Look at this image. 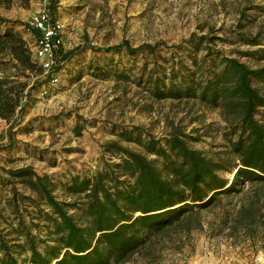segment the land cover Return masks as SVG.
I'll list each match as a JSON object with an SVG mask.
<instances>
[{
    "label": "trees",
    "instance_id": "trees-1",
    "mask_svg": "<svg viewBox=\"0 0 264 264\" xmlns=\"http://www.w3.org/2000/svg\"><path fill=\"white\" fill-rule=\"evenodd\" d=\"M11 2L0 0V6ZM24 33L38 36L28 23L0 15V119H16L15 124L33 90L57 81L65 67L82 58L81 48H58L53 66L44 71ZM154 48L122 41L92 51L104 60L106 53L134 59ZM260 51L264 58V49ZM142 60L144 70L150 61ZM197 65L195 61L192 69L175 62L168 72L162 67V75L151 72L146 80L159 98H197L236 113L229 132L233 137L225 135L230 152L208 156L176 131L163 143L143 140L138 128L123 131L125 139L138 141L146 152L114 143L110 151L118 162L106 163L90 176L72 175L63 183L64 190L76 196L68 202L53 195L47 176L28 166L8 170L49 210L37 205L33 218H26L20 203L28 196L20 202L16 188H9L3 206L0 200V264H126L133 258L154 264L167 252L192 246L196 231L242 239L254 250H264V124L255 117L258 108L264 109V95L253 86L254 81L264 82V67L251 68L234 57H221L216 63L203 57ZM105 66L108 70L95 65L101 77L116 73L114 64L105 61ZM79 71L70 81L80 79L85 71ZM2 139L0 134V151L11 147V142L1 144ZM0 181L7 187L5 178Z\"/></svg>",
    "mask_w": 264,
    "mask_h": 264
},
{
    "label": "rangeland",
    "instance_id": "rangeland-1",
    "mask_svg": "<svg viewBox=\"0 0 264 264\" xmlns=\"http://www.w3.org/2000/svg\"><path fill=\"white\" fill-rule=\"evenodd\" d=\"M44 7L60 25L59 48H81L82 58L65 67L57 81L33 90L17 124L16 119H0L1 144L11 142L0 151V177L7 180V187L0 186L1 206L15 187L20 202L28 196L20 203L26 218H33L37 205L49 210L19 178L10 177L8 170L25 166L48 177L58 200L73 201L76 196L63 183L72 175L90 176L106 163L118 162L110 151L114 143L146 152L138 141L121 135L134 128L143 140L161 143L173 131L180 132L190 147L214 158L230 152L225 135L233 137L229 132L236 113L197 98H159L146 77L151 72L162 75V67L168 72L179 61L194 69L203 57L215 63L234 57L251 68L264 67V0H12L9 7L0 6V15L28 23ZM122 41L132 47L154 45L155 52L134 59L106 53L104 60L92 51ZM143 58L150 61L144 70ZM105 61L117 66L114 76L101 77L96 71L95 65L108 70ZM80 69L85 71L80 79L70 81ZM253 86L264 95V82L254 81ZM255 117L264 124V109L258 108ZM4 214L13 216L8 210ZM191 242L154 264H264V250L256 251L242 239L196 231ZM126 264L145 263L133 258Z\"/></svg>",
    "mask_w": 264,
    "mask_h": 264
},
{
    "label": "built area",
    "instance_id": "built-area-1",
    "mask_svg": "<svg viewBox=\"0 0 264 264\" xmlns=\"http://www.w3.org/2000/svg\"><path fill=\"white\" fill-rule=\"evenodd\" d=\"M28 24L38 31L30 46L32 56L44 71H48L54 64L55 51L62 44L60 25L51 19L49 9L45 7L32 14Z\"/></svg>",
    "mask_w": 264,
    "mask_h": 264
},
{
    "label": "crops",
    "instance_id": "crops-1",
    "mask_svg": "<svg viewBox=\"0 0 264 264\" xmlns=\"http://www.w3.org/2000/svg\"><path fill=\"white\" fill-rule=\"evenodd\" d=\"M23 36H24V38H26L28 44L31 46V44L33 42V41H31V37L33 39V36L31 34H29V33H24Z\"/></svg>",
    "mask_w": 264,
    "mask_h": 264
}]
</instances>
